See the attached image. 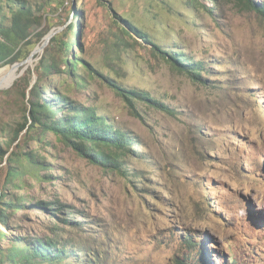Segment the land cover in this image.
I'll list each match as a JSON object with an SVG mask.
<instances>
[{"label": "rangeland", "instance_id": "obj_1", "mask_svg": "<svg viewBox=\"0 0 264 264\" xmlns=\"http://www.w3.org/2000/svg\"><path fill=\"white\" fill-rule=\"evenodd\" d=\"M51 3L44 9L48 32L76 23V0ZM83 3L81 41L87 63L99 74L88 75L78 65L76 85L70 86L66 73L43 75V97L52 100L59 92L67 103L52 102L65 110L69 104L94 108L134 145L113 149L121 169L104 167L37 124L27 130L28 123L14 147L50 166L41 180L26 176L23 187H7L9 196H24L26 204L10 220L11 229H0L63 246L69 258L59 264H179L188 253L198 256L186 245L188 234L207 244L214 252L206 253L219 263L231 256L237 264H264V18L241 0ZM4 9L10 16V7ZM118 16L147 32L150 41L121 33ZM97 26L107 28V46L96 42ZM154 45L168 56L181 53L202 63V79L180 72ZM44 48L34 54V66ZM73 52L80 56L75 46ZM14 62L0 69V83L16 80L0 89L10 90L0 92V140L18 127L32 99V69ZM106 78L146 91L167 108L133 96L130 103Z\"/></svg>", "mask_w": 264, "mask_h": 264}, {"label": "trees", "instance_id": "obj_2", "mask_svg": "<svg viewBox=\"0 0 264 264\" xmlns=\"http://www.w3.org/2000/svg\"><path fill=\"white\" fill-rule=\"evenodd\" d=\"M51 1L37 0L33 3L25 0H0V36L3 40L0 42V67L3 64L22 61L27 58L37 43L45 36L50 24L46 19L47 13L44 9L47 6L54 7ZM76 1V7L71 6L72 16L76 18V23L71 22L63 31L56 32L50 37L43 54L31 70L27 80V87H30L32 72L36 74V80L29 88V94L32 96V99L28 100L30 106H24L22 121L18 123V127L12 131V134L5 137L4 140H0V224L7 229H11L10 220L26 204L24 196H9L7 187L11 186L15 189L23 187L27 183L26 176L41 180L45 177L42 171L50 166V164L44 163L43 158L33 156L31 152H24L22 149L14 147V141L28 123L27 130L37 124L42 130L50 131L61 138L79 156L104 167L112 165L114 168L121 169V165L118 164L120 156L113 149H128L131 145H134L128 140L125 133L114 128L94 108L69 104V108L65 110L64 105L59 106L52 102L56 98L64 100V104L67 103L65 99L68 98L59 92L53 95L55 98H52V100L43 97L46 90L45 87L40 85L43 75L66 73L72 79L67 84L70 86L71 84L76 85L74 79L79 77L77 74L78 65L84 67L88 75L99 74L98 70L91 67L85 58V45L81 41L84 27L81 18L85 20L84 3L83 0ZM241 1L247 9L264 18V3L258 5L252 0ZM61 4L63 3L61 2ZM4 5L10 7V16H7ZM35 11L41 13L37 15ZM118 17L123 22V24L118 25L121 33H136L142 40H149L147 32L141 31L130 21ZM42 20H44V24ZM33 27L37 28H35L36 31L32 29ZM94 34L99 45L107 46L109 44L107 28L97 26ZM74 46L78 49L80 56L74 54ZM154 48L163 54L164 58L168 57L167 60L171 61L173 66L180 72L189 74L192 80L198 82L202 79V63L190 62L181 53L168 56L167 52L157 48L156 45H154ZM65 53H69V55L65 56ZM106 79L114 92L126 101L130 102L133 96L167 108L161 102L152 98L146 91L126 89L113 79ZM15 81H11L6 85L0 83V89L9 87ZM51 88L55 89V86ZM9 91L6 89L0 92L9 93ZM20 93L25 96L23 91L20 90ZM58 113L62 116L57 117ZM45 204V202L37 203L41 207H45ZM185 242L190 252L194 253L197 250V254H199L197 257L203 256V254H206V257L210 256L206 252L200 253L204 246L198 244L194 236L188 234ZM58 245L44 238L31 237L25 239L22 236H9L7 232L0 229V264H59L69 258L70 252L65 250L63 246ZM198 247L202 248L200 252ZM74 255L80 254L77 252ZM197 257L193 259L188 253L184 259L179 261V264H223L225 262L237 264L235 258L231 256L228 260H223V263H218V260L213 258L214 255L209 259L207 258L208 261L211 260L208 263L207 261H205L206 263L197 262ZM204 258L203 256L202 260H205ZM82 263L85 264L84 260L81 261ZM68 264H71V262H68Z\"/></svg>", "mask_w": 264, "mask_h": 264}, {"label": "water", "instance_id": "obj_3", "mask_svg": "<svg viewBox=\"0 0 264 264\" xmlns=\"http://www.w3.org/2000/svg\"><path fill=\"white\" fill-rule=\"evenodd\" d=\"M54 34L53 31H49L44 37H43V41L41 42V44L39 45H36L34 47V49L31 51V53L28 55L27 58H25L24 60L22 61H18V62H14L12 65L13 66H19V65H23V64H26L28 66L31 67V69L33 70L34 68V61L37 59V58H34V54L37 53V52H41L43 50V48L47 45V43L49 42V39L50 37ZM36 80V75L34 72H32V80H31V83H30V87L31 85L35 82Z\"/></svg>", "mask_w": 264, "mask_h": 264}, {"label": "bare ground", "instance_id": "obj_4", "mask_svg": "<svg viewBox=\"0 0 264 264\" xmlns=\"http://www.w3.org/2000/svg\"><path fill=\"white\" fill-rule=\"evenodd\" d=\"M2 67H0V69H1ZM11 80V79H10ZM10 80H8L7 81V83L10 81ZM207 207V206H206ZM202 239V238H201ZM200 243H201V241H200ZM207 245V244H206ZM206 245L203 247V249H205L204 251L205 252H210V251H212V252H214L213 250H208V248L206 247ZM200 246V245H199ZM199 249V252H200V250L202 249L201 247H198ZM203 249L201 250V252L200 253H202L203 254ZM208 252V253H209ZM216 254H217V252H215ZM152 254V253H151ZM161 254V253H160ZM199 255V254H198ZM152 256V255H151ZM156 256V255H155ZM158 256V255H157ZM203 256L205 257L204 259L205 260H202L203 259ZM203 256H200V257H197L198 258V261L197 262H204V263H206L205 261H207V263L208 262H211V260L210 261H208V259H209V256L208 257H206V254H203ZM212 255H210V257H211ZM216 256V255H215ZM224 256V255H223ZM200 258V259H199ZM208 258V259H207ZM221 258V257H220ZM224 259H225V257H223ZM219 259V258H218ZM220 261V260H219ZM219 261H218V263H219ZM226 261V260H225ZM224 261V262H225ZM153 262V261H152ZM210 264V263H209ZM223 264H225V263H223ZM227 264V263H226Z\"/></svg>", "mask_w": 264, "mask_h": 264}]
</instances>
